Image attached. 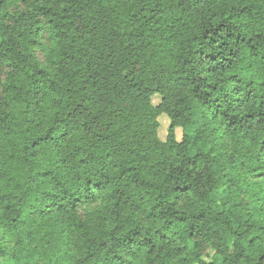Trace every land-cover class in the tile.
I'll list each match as a JSON object with an SVG mask.
<instances>
[{
    "label": "trees",
    "instance_id": "1",
    "mask_svg": "<svg viewBox=\"0 0 264 264\" xmlns=\"http://www.w3.org/2000/svg\"><path fill=\"white\" fill-rule=\"evenodd\" d=\"M0 260L264 264V0H0Z\"/></svg>",
    "mask_w": 264,
    "mask_h": 264
},
{
    "label": "rangeland",
    "instance_id": "2",
    "mask_svg": "<svg viewBox=\"0 0 264 264\" xmlns=\"http://www.w3.org/2000/svg\"><path fill=\"white\" fill-rule=\"evenodd\" d=\"M37 55H38V58L41 59V54L39 52L37 53ZM159 103H160V97L159 96H154L152 98V104L154 106H157ZM158 122H159L158 137H159V139L162 142H164L165 139H166V136H167V129H168V126H169V119L166 116L162 115L159 118ZM187 134L189 136H191L192 135V130H187ZM181 138H182V131L181 130H177L176 131V139H177V141H180ZM202 150L203 151H207L208 148L207 147H202ZM205 259L207 261H210L209 257L206 258V255H205ZM0 264H14V263L12 261H9V260H0Z\"/></svg>",
    "mask_w": 264,
    "mask_h": 264
}]
</instances>
